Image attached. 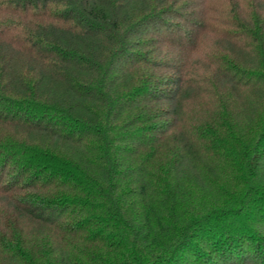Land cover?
<instances>
[{
  "label": "trees",
  "instance_id": "1",
  "mask_svg": "<svg viewBox=\"0 0 264 264\" xmlns=\"http://www.w3.org/2000/svg\"><path fill=\"white\" fill-rule=\"evenodd\" d=\"M0 264H264V0H0Z\"/></svg>",
  "mask_w": 264,
  "mask_h": 264
}]
</instances>
